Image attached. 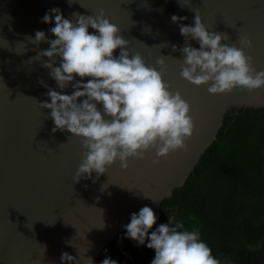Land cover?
<instances>
[{"label":"water","instance_id":"water-1","mask_svg":"<svg viewBox=\"0 0 264 264\" xmlns=\"http://www.w3.org/2000/svg\"><path fill=\"white\" fill-rule=\"evenodd\" d=\"M54 6L73 22L75 13L90 16L103 10L128 41L130 54L141 55L157 70L156 60L163 59L162 80L190 106L194 128L184 147L163 157L149 149L143 158L129 157L126 167L117 159L95 180L93 172L74 183L86 149L80 137L52 132L50 109L40 104L48 100V89L38 81L65 94L73 89L71 84L59 89L42 66L48 58L37 59L48 43L37 46L28 38L37 30L55 38L48 31L54 23L41 22ZM193 12L208 31L228 35L222 43L239 48L240 37L247 35L251 46L243 51L256 71L264 70V0H190L189 7H181L179 0H0V264H61L62 252L88 264L87 258L95 261L124 231L131 213L145 205L153 209L157 226L160 203L183 186L215 141L224 114L264 107V87L209 94L207 84L195 86L181 78L179 49L185 42L170 17H187L181 23L191 25ZM188 43L199 47L196 41Z\"/></svg>","mask_w":264,"mask_h":264},{"label":"clouds","instance_id":"clouds-1","mask_svg":"<svg viewBox=\"0 0 264 264\" xmlns=\"http://www.w3.org/2000/svg\"><path fill=\"white\" fill-rule=\"evenodd\" d=\"M179 4L189 7L190 0L183 5L179 0ZM193 13L191 25L181 23L187 17H170L185 42L179 49L184 65L181 78L195 86L207 84L209 94L227 93L236 87L249 91L264 87V70L256 71L252 58L243 51L251 46L247 35L240 37L239 48L222 43L228 35L208 31L198 12ZM75 14L73 22L62 15L59 7H51L41 22L54 23L48 31L55 38L49 39L43 30L35 31L34 37L28 36L34 45L48 43L49 47L36 57L48 58L42 66L49 69L57 87L63 90L71 84L73 89L65 94L38 81L48 89V100L40 104L50 109L52 132L68 131L80 137L86 149L74 183L92 177L93 172L95 180L117 159L121 167H126L129 157L143 158L149 149L163 157L184 147L194 128L190 106L162 80L163 59L156 60L160 65L157 70L141 55L130 54L128 41L118 34V27L105 17L103 10L90 16ZM89 28L94 31L89 32ZM189 40L196 41L199 47H193ZM116 49L119 53L114 55ZM172 50L177 51L175 45ZM85 77L89 79L85 81ZM157 219L151 207H141L122 225L124 235L117 243L129 239L137 247L154 250L150 264H220L199 233L186 230L174 214L168 215L167 223L153 228ZM60 259L61 264L79 261L67 252H62ZM87 261L96 264L91 258ZM99 264L120 262L106 255Z\"/></svg>","mask_w":264,"mask_h":264},{"label":"trees","instance_id":"trees-1","mask_svg":"<svg viewBox=\"0 0 264 264\" xmlns=\"http://www.w3.org/2000/svg\"><path fill=\"white\" fill-rule=\"evenodd\" d=\"M158 211L160 223L174 214L186 230L197 231L220 264H264V107L227 111L215 141ZM123 235L96 264L106 255L120 264H150L154 250L129 239L118 244Z\"/></svg>","mask_w":264,"mask_h":264},{"label":"rangeland","instance_id":"rangeland-1","mask_svg":"<svg viewBox=\"0 0 264 264\" xmlns=\"http://www.w3.org/2000/svg\"><path fill=\"white\" fill-rule=\"evenodd\" d=\"M142 248H143V246L138 247V249H142Z\"/></svg>","mask_w":264,"mask_h":264},{"label":"flooded vegetation","instance_id":"flooded-vegetation-1","mask_svg":"<svg viewBox=\"0 0 264 264\" xmlns=\"http://www.w3.org/2000/svg\"><path fill=\"white\" fill-rule=\"evenodd\" d=\"M242 108H246V107H242ZM239 109V108H238ZM235 110H237V109H235Z\"/></svg>","mask_w":264,"mask_h":264}]
</instances>
